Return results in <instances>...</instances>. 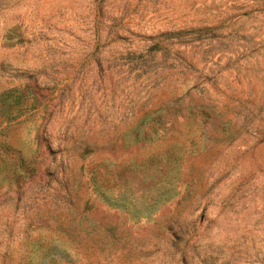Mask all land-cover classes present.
I'll return each mask as SVG.
<instances>
[{
  "label": "rangeland",
  "instance_id": "rangeland-1",
  "mask_svg": "<svg viewBox=\"0 0 264 264\" xmlns=\"http://www.w3.org/2000/svg\"><path fill=\"white\" fill-rule=\"evenodd\" d=\"M0 264H264V0H0Z\"/></svg>",
  "mask_w": 264,
  "mask_h": 264
}]
</instances>
